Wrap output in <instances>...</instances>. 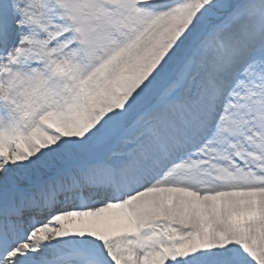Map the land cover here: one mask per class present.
<instances>
[{
  "label": "snow or ice",
  "instance_id": "snow-or-ice-1",
  "mask_svg": "<svg viewBox=\"0 0 264 264\" xmlns=\"http://www.w3.org/2000/svg\"><path fill=\"white\" fill-rule=\"evenodd\" d=\"M0 264H264V0H0Z\"/></svg>",
  "mask_w": 264,
  "mask_h": 264
}]
</instances>
